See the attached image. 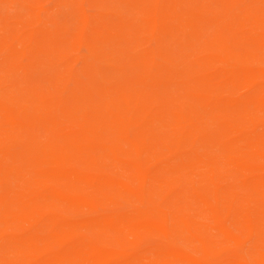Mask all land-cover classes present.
Returning <instances> with one entry per match:
<instances>
[{"label": "rangeland", "instance_id": "374dc122", "mask_svg": "<svg viewBox=\"0 0 264 264\" xmlns=\"http://www.w3.org/2000/svg\"><path fill=\"white\" fill-rule=\"evenodd\" d=\"M171 4L0 0L4 246L103 218L141 231L79 229L32 261L95 242L83 264H264V0Z\"/></svg>", "mask_w": 264, "mask_h": 264}, {"label": "bare ground", "instance_id": "6f19581e", "mask_svg": "<svg viewBox=\"0 0 264 264\" xmlns=\"http://www.w3.org/2000/svg\"><path fill=\"white\" fill-rule=\"evenodd\" d=\"M181 0H171V5L173 8H176V5ZM187 16H185L186 18ZM154 18V15L152 16V19ZM75 37V34L73 35ZM159 43V42H158ZM211 51V50H210ZM149 71V70H148ZM237 76V75H236ZM261 77V75H260ZM111 103L109 98H106L104 101V106H109ZM129 104V102H127ZM178 118V117H177ZM193 129V127H192ZM110 140V139H109ZM111 141V140H110ZM261 143V141H259ZM258 144V142H256ZM233 152V151H231ZM1 155V153H0ZM232 158L227 155L226 157V163L235 167H238V161L235 162L234 160H231ZM2 162L0 160V175L10 176L12 172L11 168H3ZM5 167V166H4ZM210 169L214 168V165L209 166ZM41 176H49V177H65L64 174L60 172H49V173H43V172H37ZM76 176V174L72 175ZM77 177V176H76ZM90 183L93 181L90 180ZM12 193L10 190H6L5 192L0 193V203L5 205L8 202L11 201ZM14 197V196H13ZM55 196H52V198ZM20 199V205L24 207H29V210H34L35 206L32 205L34 202L33 198L25 199V198H18ZM60 201L62 203H71L73 204L74 201H71L70 199H63L61 198ZM32 205V206H31ZM31 208V209H30ZM232 208V207H231ZM232 209H229L227 213H231ZM229 215V214H228ZM134 218H138V216H134ZM185 227L190 232H195V230L189 226L186 223V221H182ZM161 224L159 226L153 225L150 227H147L145 230L149 233H158L161 235H172L173 231L168 226ZM87 225H73L65 220H61L59 223V226L52 228V231H49L48 234L45 236L37 235V234H30L29 236L15 240L11 239L9 244H11L9 247L4 246L2 243H0V264H35L32 261V257L41 253L46 248L53 244L62 243L66 239L70 238L74 232H76L79 229H86V228H94L96 230L101 231H110L115 233H136V231H141L140 227H133L129 222H126L125 220H118V221H110L107 219H97L89 225V227H85ZM41 227V226H40ZM20 231V230H19ZM2 238H0L1 240ZM86 246L78 248V247H71L69 249L68 253H60L58 255H55L53 257H48L44 260L43 264H83V263H90L97 261V244L95 242H89L85 244ZM111 245V244H110ZM169 256V255H168Z\"/></svg>", "mask_w": 264, "mask_h": 264}]
</instances>
